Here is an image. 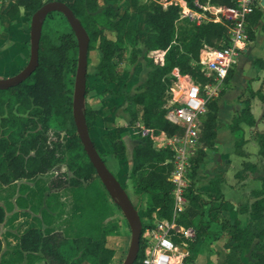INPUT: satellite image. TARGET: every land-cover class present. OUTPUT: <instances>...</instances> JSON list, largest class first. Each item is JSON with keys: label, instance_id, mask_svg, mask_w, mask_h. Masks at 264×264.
Listing matches in <instances>:
<instances>
[{"label": "trees", "instance_id": "1", "mask_svg": "<svg viewBox=\"0 0 264 264\" xmlns=\"http://www.w3.org/2000/svg\"><path fill=\"white\" fill-rule=\"evenodd\" d=\"M54 1L65 4L79 20L89 37L88 53L95 49L101 53L100 62L91 74L87 60L85 97L92 88H89V76L92 84L102 85L118 80L125 50L128 49L130 65L137 59L136 48L141 33L136 23H129L128 12L117 13L114 6L121 0H103L106 7L101 11L98 0H16L6 15L15 18L21 8L31 20V16L45 3ZM184 1L190 8L197 9L195 0ZM210 3L222 7L233 4L232 0H210ZM140 15L144 16L146 26L144 48L150 68L146 80L141 89L132 95L125 88L116 94L107 90L104 92L123 99L130 123L140 121L145 129L172 136L181 131L165 118V93L177 88L176 79L171 76L173 70L205 85V73L196 65L199 53L204 46L226 47V30L215 23L193 26L184 21L177 25L178 8L172 4L163 7L158 0H139L137 17ZM55 16L64 23L60 29L49 25ZM259 18L260 12L255 10L246 19L251 39ZM220 41L222 45H219ZM77 54V41L65 17L59 12H52L42 22L37 68L19 85L0 90V184L8 186L18 180L55 173L48 182L49 190L69 187L75 196L80 195L87 203L89 201L87 216L76 235L67 237L62 232L43 233L31 227L19 236V256L25 255L29 264H111L115 255V250L107 242L109 237L118 234L117 227L112 220L104 221L112 215L111 205H116L110 200L83 151L72 119ZM231 71L225 82L230 78ZM205 105L200 137L202 147L190 161L189 184L184 194L187 205L177 220L179 225L192 230L193 238L176 237L174 241L188 244L191 250L198 243L215 239L217 233L212 228L218 225L220 231L226 234L223 248L228 253L223 264H244L240 255L248 249H253L251 256L254 262L251 264H264V178L260 179V190L253 194L255 201L247 208L249 220L245 227H241L237 219L226 220L221 216L223 212L231 211L233 206L220 194L219 180L210 183L213 192L207 198L195 191L193 181L205 155L203 149L212 148L215 139L216 99H207ZM96 115L95 110L84 105L87 128ZM240 122L253 124L248 108L233 120L231 130H237ZM51 129L56 133L55 138H49ZM105 138L110 142L114 157L122 159L125 155L122 141L111 133ZM256 138L259 154L264 158V135L257 134ZM170 159L171 152L167 149L156 151L149 137H143L133 149L134 167L128 178L132 181L138 203L145 195L148 197L150 206L147 215L157 210L159 217H171V185L167 181L171 164L166 163ZM247 165L237 173L238 177L246 171ZM133 206L138 211V205ZM138 214L142 221V214ZM4 219L5 210L0 205V224ZM1 249L0 239V253ZM141 254L140 245L137 259ZM0 264L5 263L0 260Z\"/></svg>", "mask_w": 264, "mask_h": 264}, {"label": "crops", "instance_id": "2", "mask_svg": "<svg viewBox=\"0 0 264 264\" xmlns=\"http://www.w3.org/2000/svg\"><path fill=\"white\" fill-rule=\"evenodd\" d=\"M138 1L121 0L114 6L119 15L128 12L129 23H136L141 32L136 48L138 52L136 61L132 65L129 64V52L126 49L125 59L119 65V79L102 85L92 84L91 80L89 88H92L84 100V105L97 112L88 128L90 139L102 155L109 171L124 188L131 181L128 176L134 167L133 149L141 143L143 138L140 129L136 127L140 121L130 123V116L124 110L123 99L104 91L116 94L125 88L129 94H135L141 89L150 71L144 48L146 31L144 16L137 17ZM15 3L16 0L0 2V80L14 77L30 59L28 13L20 8L17 17L9 18L6 15ZM98 7L99 11L104 9L105 2L98 0ZM255 10L260 12V18L253 28V38H250L247 48L238 54L230 78L216 98L217 115L213 147L203 149L205 155L196 169L193 181L195 191L207 198L213 192L210 183L219 180L220 194L233 206L231 211H225L221 216L226 220L237 219L241 227H245L249 220L247 208L255 201L253 194L260 190L262 185L260 179L264 178V158L259 154L256 138L257 134L264 135V0H257ZM97 51L98 64L101 53ZM87 60L90 64L89 54ZM172 75L175 78L181 76L176 69L173 70ZM246 108L249 109L253 124L240 122L238 129L232 131L230 126L233 120ZM108 133L119 138L124 144L125 155L120 160L114 157L110 142L105 138ZM245 164H248L246 171L238 177L237 173ZM215 232L217 236L213 240L208 239L198 243L191 250L182 248L181 257L188 256L193 264H223L228 253L223 248L226 234L220 231V228ZM252 251L253 249H248L241 253L240 258L244 264L254 262L251 256Z\"/></svg>", "mask_w": 264, "mask_h": 264}, {"label": "built area", "instance_id": "3", "mask_svg": "<svg viewBox=\"0 0 264 264\" xmlns=\"http://www.w3.org/2000/svg\"><path fill=\"white\" fill-rule=\"evenodd\" d=\"M7 0H0L4 2ZM163 7L173 5L178 8V22H188L193 26L215 23L224 26L228 45L221 48L204 46L196 63L207 79L205 85L196 83L192 78L181 75L176 79V89L165 93L167 110L165 118L180 128V132L169 136L163 132L155 133L145 129L141 123L142 137H149L156 151L167 149L171 152V164L167 181L171 185L170 198L172 213L170 219L159 217L157 210L147 215L142 213L140 245L142 254L134 264H180L177 254L181 255L184 242L175 243L174 238H193L191 229L178 224L177 220L184 211L187 201L185 190L189 184L190 161L201 149L200 142L202 118L206 112V100L216 99L239 53L243 52L250 41L246 29V19L257 8V0H232L230 7L213 5L210 0H195L197 9L190 8L184 0H161ZM223 42L220 41L219 45Z\"/></svg>", "mask_w": 264, "mask_h": 264}, {"label": "rangeland", "instance_id": "4", "mask_svg": "<svg viewBox=\"0 0 264 264\" xmlns=\"http://www.w3.org/2000/svg\"><path fill=\"white\" fill-rule=\"evenodd\" d=\"M180 24L181 22H178L177 25ZM49 25L52 28L60 29L64 23L59 20L58 16H55ZM97 50L88 53L90 74L98 62L99 53ZM171 76L173 77L172 74ZM88 78L91 82L92 78L90 76ZM55 134V131L51 129L49 138H55ZM54 176L55 173H50L35 177L36 180H18L8 186L0 184V205L5 210L4 222L0 224L1 262L3 260L5 264H29L25 255L19 256L17 247L19 236L31 227L38 228L43 233L62 232L67 237H72L79 232L87 216V210H89V201L87 203L80 195L75 196L73 189L69 187L49 192L47 184ZM132 185V181H130L129 185H126L125 192L131 203L138 205V212L142 214L149 209V199L145 195L138 203ZM111 208L112 215L104 223L112 220L117 227L118 234L109 237L107 245L115 250L111 264H122L129 248L131 234L122 213L112 205ZM218 229L219 227L213 226V230ZM181 247L188 249V244ZM177 257L179 260L182 258V264L192 263L188 256L181 257L177 254Z\"/></svg>", "mask_w": 264, "mask_h": 264}, {"label": "water", "instance_id": "5", "mask_svg": "<svg viewBox=\"0 0 264 264\" xmlns=\"http://www.w3.org/2000/svg\"><path fill=\"white\" fill-rule=\"evenodd\" d=\"M52 12H59L65 17L77 41V65L72 95V119L76 129V135L78 136L83 151L92 165L96 176L103 185L110 200L120 210L129 226L131 234L130 244L122 264H134L140 249L142 222L138 211L134 208L127 193L109 171L90 139L84 116L89 37L79 20L74 17L73 13L65 4L57 1L47 2L31 16L30 59L27 65L14 77L7 80H0V90H7L19 85L37 68L42 22L45 17Z\"/></svg>", "mask_w": 264, "mask_h": 264}]
</instances>
